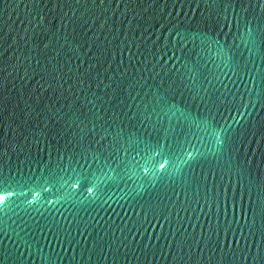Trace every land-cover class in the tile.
<instances>
[{"label":"water","instance_id":"obj_1","mask_svg":"<svg viewBox=\"0 0 264 264\" xmlns=\"http://www.w3.org/2000/svg\"><path fill=\"white\" fill-rule=\"evenodd\" d=\"M0 186V264H264V0H0Z\"/></svg>","mask_w":264,"mask_h":264},{"label":"snow or ice","instance_id":"obj_2","mask_svg":"<svg viewBox=\"0 0 264 264\" xmlns=\"http://www.w3.org/2000/svg\"><path fill=\"white\" fill-rule=\"evenodd\" d=\"M195 40V37H193ZM201 43L203 44H208L209 41L205 40L204 38H201ZM216 44V52L217 55L220 56L221 58H224L226 55H228V49L224 46H221L219 41H215ZM167 105V100L164 97L160 98L159 102V107L160 111L163 112L164 107ZM172 107H175L174 105ZM169 111L172 109L169 108ZM181 116L183 120L188 123L191 126H195L198 130H201L206 134V138L214 137L216 135V130L210 125L208 122L198 119L197 117H194L191 113L185 112L181 113ZM157 121L159 122V127L156 129L157 136L160 135L161 132H163V140L164 143L167 145L168 141L171 139L173 144H180V138L182 135H184V128L181 127L179 130L177 128L173 127L171 123L169 122L168 127H164V124L160 122V115L157 113ZM190 130V129H189ZM132 138L129 137V140ZM185 142L190 144L191 141L187 139V136L184 135ZM145 149L147 152H152L156 151L157 154L163 155V149L160 145V140L157 139L156 142L153 143H146L145 144ZM180 152L181 156L186 157V159L183 160L184 163H187L188 159H192L193 153L192 151H189L181 145L180 147ZM179 158V157H178ZM159 167L163 169L165 167V162H160ZM54 177H50L49 180H53ZM91 190V189H89ZM14 190L11 188H6L3 186H0V206L6 204L9 201V198L14 195ZM259 213L262 219H264V199L261 200L260 205H259Z\"/></svg>","mask_w":264,"mask_h":264}]
</instances>
